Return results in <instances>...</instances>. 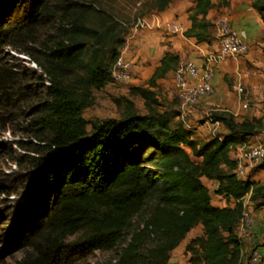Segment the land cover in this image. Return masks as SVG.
I'll return each mask as SVG.
<instances>
[{"label":"trees","instance_id":"16d2710c","mask_svg":"<svg viewBox=\"0 0 264 264\" xmlns=\"http://www.w3.org/2000/svg\"><path fill=\"white\" fill-rule=\"evenodd\" d=\"M154 1V9L163 11L171 0ZM213 7L211 0H194L183 35L206 42L213 27L206 16ZM251 8L264 16V0H251ZM15 12L21 14L12 16ZM16 17L11 27L9 20ZM49 22L56 23L51 39L39 43L36 55L25 51L42 72L30 76L39 102L25 128L32 139L26 148L37 156L29 161L33 202L12 228V243L32 248L33 263L52 264L67 253L111 250L126 236L118 264H167L169 253L200 226L201 235L185 247L189 262L240 264L242 244L235 229L243 200L249 195L264 206V180H238L230 153L263 130L260 118L235 120L220 111L213 120L226 133L202 144L182 126L171 128L157 100V81L179 63L167 52L146 86L129 88L142 99L144 114L125 100L118 118L89 122L83 111L94 101L93 90L111 83L125 37L110 14L82 0H0L1 39L9 29L29 35ZM8 78L0 66L4 96ZM254 170L264 172V162ZM202 179L214 181L215 194L232 205L213 206Z\"/></svg>","mask_w":264,"mask_h":264},{"label":"rangeland","instance_id":"374dc122","mask_svg":"<svg viewBox=\"0 0 264 264\" xmlns=\"http://www.w3.org/2000/svg\"><path fill=\"white\" fill-rule=\"evenodd\" d=\"M82 1L91 3L96 8L110 14L117 22L121 34L128 43L132 34L135 33L132 28L137 19L144 18L149 22H153V24L151 23L150 27L138 29L136 32L154 27L165 36H173V34L163 30L165 23L176 21L180 24L176 19L163 20L159 17L156 14L159 11H156L153 7L154 0ZM17 14L20 15L21 12H15L12 16ZM153 16L156 17L155 21L151 20ZM16 19L17 17L14 20ZM14 20H9L11 21L9 23L11 27L19 21ZM55 31L56 23L49 22L45 27L39 28L31 34L29 33V35L22 31L16 32L9 29L7 34L2 39L0 38V66L5 68L9 75L8 81L5 83V89L7 90L5 96L0 92V264H35L32 262L35 258V251L32 248L25 243L20 242L18 245L12 243L15 238L12 228L22 219L24 210L27 207L25 205L33 202V200L29 201V195L32 191L30 188L32 182L29 177V161L37 156L26 148L32 139L25 133V128L33 119L34 107L39 102L37 91H33L34 89L31 88L30 76L34 71L39 74H42V72L37 68L32 57L26 54L25 51L36 55L39 43L51 39ZM178 34H183V29ZM262 54L264 56L263 52ZM257 70L260 71L258 72L260 76L246 82H240L243 87L240 96L232 89L234 83L227 81L229 83L227 89L229 99L237 108V113L233 116L235 120L252 117L260 118L264 112V65L258 67ZM173 75L174 73L171 77ZM133 79L134 76L131 71L129 81L110 83L100 90H93L94 101L90 107L83 111V117L89 122L96 119L118 118L125 100H130L133 103L136 112L144 114L145 108L142 99L130 95L129 88L131 86H146L148 79L139 82H134ZM44 83L48 84L47 82ZM168 90H174V93L172 92L170 97L167 98L165 91H158L159 99L157 100L160 104L158 110L168 114L171 128L177 125H187L189 126L187 131L190 132L198 129L197 127L201 125V128L197 130L199 140H208L211 137L226 133L221 124L213 126L210 123L215 114H218L223 108H228L227 106H211L206 109H199L200 111L197 112L196 116L189 114L190 118L187 115L180 118V102L176 96V90L171 87ZM243 103L246 104V108L242 107ZM176 116L178 117L175 118ZM87 129H89V126H87ZM19 161H21V164ZM202 183L209 190L213 206H231L222 197L220 198L219 195L215 194V183L206 180H202ZM248 196L246 195L243 201L245 213L252 221V226L250 229L241 230L240 225H238L235 229V233L242 244L240 264H246L248 255L253 250L260 252L264 263V251L260 250V248L264 249V235L260 236V232L263 234V229H259L261 227L259 224L264 222L263 205H255L256 202H251ZM255 210H258L260 214L255 213ZM140 220V216L135 219L133 229L140 223ZM200 235V226L192 229L178 247L169 253L167 264H192L189 262L191 253L187 252L185 247L190 239ZM128 241L129 237L124 236L120 243L111 250H94L88 254L67 253L57 256L56 261L52 264H118L120 250L126 246Z\"/></svg>","mask_w":264,"mask_h":264},{"label":"crops","instance_id":"0c3cea01","mask_svg":"<svg viewBox=\"0 0 264 264\" xmlns=\"http://www.w3.org/2000/svg\"><path fill=\"white\" fill-rule=\"evenodd\" d=\"M211 1L214 7L209 10L206 18L213 24V27L211 29V37L206 42L197 43L194 38L185 37L183 34L165 36L154 27L135 32L129 39L131 51L128 56L133 62V81L139 82L147 80L151 76L154 68L159 64L160 58L167 52L177 55L179 61L189 60L197 67H201L205 55L217 47L215 23L219 17H226L232 30L245 35L248 43L247 53L237 58H225L215 68L212 78L213 92L208 96L202 97L194 106H184L180 103V118H183L185 115L189 116V114L196 116L197 112L200 111L199 109H206L211 106H227L228 108L225 109L221 107V111L231 113L234 116L237 113V108L234 106V103L232 104L231 99H229L227 92L229 83L227 81L229 80L236 84L237 82L255 79L260 76L258 73L260 71L257 70L258 67L264 65V56L262 54L264 46L262 42L264 16L259 15L251 8V0ZM222 1H225L226 4H221ZM193 6L194 0H171L163 11L156 12V14L163 18V20L176 19L180 22L184 32L190 26L187 16ZM173 73L171 71L164 78L157 81V92L161 90V92L165 91L167 98L170 97L172 92L174 93V90L169 91L168 89L170 87L175 89L173 77H171ZM157 99H159L158 95ZM182 127L185 130L189 129L187 125H182ZM197 128H201V125ZM198 129L190 131L189 138L197 144H202L207 140H199ZM245 141L252 143L261 141L264 143V130L256 135L247 137ZM230 157L233 158L232 152L230 153ZM248 178L249 180L263 183L264 172L255 171L254 168L249 169ZM209 182L215 183L214 181ZM219 197L221 198V196ZM229 204L232 205V202L230 201ZM262 211L264 212V206ZM255 213L260 214L258 210H255ZM259 226H261L259 229H263V234L260 232V236H263L264 222L259 224ZM260 250L264 251L263 248H260Z\"/></svg>","mask_w":264,"mask_h":264},{"label":"built area","instance_id":"2783aa9c","mask_svg":"<svg viewBox=\"0 0 264 264\" xmlns=\"http://www.w3.org/2000/svg\"><path fill=\"white\" fill-rule=\"evenodd\" d=\"M152 21L156 17H151ZM151 23L144 18L137 19L133 25L132 31L150 27ZM217 47L212 52L205 55L202 66L197 67L192 61H179L173 75V84L176 89V96L179 102L184 106L197 104L202 97L208 96L213 91L212 78L215 68L228 57L237 58L243 56L248 51V43L243 34L232 30L226 17H219L215 23ZM163 30L169 34H178L182 32L181 25L176 21L167 22ZM130 51L127 40L118 51V57L111 70V83L127 82L131 78L132 62L128 57ZM233 90L238 96L243 91L242 84L237 82ZM243 108L246 104L243 103ZM235 116V115H234ZM261 124L264 127V112L260 116ZM218 121L212 120L210 125H219ZM233 160L235 161L234 173L238 180H246L248 171L256 165L264 162V144L260 142H243L232 150ZM245 207V204H244ZM241 230L250 229L252 221L248 215L243 213V217L238 224ZM263 256L258 250L250 252L246 264H264Z\"/></svg>","mask_w":264,"mask_h":264}]
</instances>
